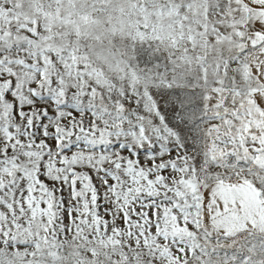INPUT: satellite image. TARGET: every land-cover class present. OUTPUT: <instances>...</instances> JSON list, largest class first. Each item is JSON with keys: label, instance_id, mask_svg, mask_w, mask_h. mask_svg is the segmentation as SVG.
<instances>
[{"label": "snow or ice", "instance_id": "obj_1", "mask_svg": "<svg viewBox=\"0 0 264 264\" xmlns=\"http://www.w3.org/2000/svg\"><path fill=\"white\" fill-rule=\"evenodd\" d=\"M0 264H264V0H0Z\"/></svg>", "mask_w": 264, "mask_h": 264}]
</instances>
